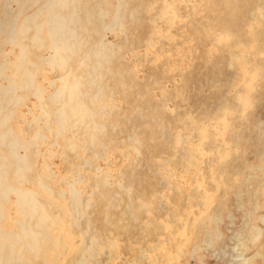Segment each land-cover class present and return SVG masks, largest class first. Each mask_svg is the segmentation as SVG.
Returning a JSON list of instances; mask_svg holds the SVG:
<instances>
[{
	"label": "bare ground",
	"instance_id": "1",
	"mask_svg": "<svg viewBox=\"0 0 264 264\" xmlns=\"http://www.w3.org/2000/svg\"><path fill=\"white\" fill-rule=\"evenodd\" d=\"M160 1L0 0V264H58L67 256L64 264H99L104 253L116 258L118 247L114 245V254L110 250L112 238L144 225L128 222L144 221L137 198L149 201L160 193H171L155 170L161 167L155 160L174 156L168 146H176V137L170 130H181L196 140L194 130L184 131L177 123L185 116L176 100L179 94L187 98L190 126L196 127L217 121L225 109L234 108V97L245 96L246 86L237 90L232 86L249 81L244 77L249 72L257 73L264 86V0H186L184 8H174L181 22L175 20L172 25L157 19ZM164 26L185 40L183 48L190 51L185 60L172 43L161 41V32L168 29ZM154 38H160L161 46L154 47ZM164 44L168 49L164 50ZM251 45L249 54L245 51ZM235 46L244 47L245 52L244 62L236 65L241 55L234 52ZM150 50L162 60L160 65L149 62ZM133 52L131 58L137 63H126L124 57ZM134 64L136 72L131 70ZM19 108L32 117L31 121L23 118V131L16 122ZM231 119L236 122L238 117ZM232 121L230 129L236 127ZM243 128L233 138L253 148L252 161L263 163L264 128L254 125L252 137ZM45 133L51 140H46ZM216 135L219 139L212 135L204 150L227 141L224 134V140ZM40 144L60 148L64 160L79 157L78 166L88 173H82L78 182L91 193L90 201L81 200L75 186L65 183L69 196L57 191L56 210L33 190L23 189L28 183L42 193L53 187L45 164L41 171L32 169ZM122 149L127 155L117 151ZM114 156L125 166H119L117 184L110 185ZM222 161L216 170L226 173L229 166ZM229 172L231 181L234 172ZM250 172L264 177L261 165ZM212 177L217 180L215 174ZM179 201L170 198V203L181 206ZM151 204L149 222L157 216L158 204L166 211L163 203ZM49 213L56 218H48ZM63 213L70 216L65 227ZM107 218L111 224L105 223ZM143 230V238L151 240L149 230ZM77 234L80 243L64 247L61 255L53 251L65 245V237ZM143 238L142 245L146 244ZM150 250L134 254L136 264H144L146 257L140 255Z\"/></svg>",
	"mask_w": 264,
	"mask_h": 264
},
{
	"label": "rangeland",
	"instance_id": "2",
	"mask_svg": "<svg viewBox=\"0 0 264 264\" xmlns=\"http://www.w3.org/2000/svg\"><path fill=\"white\" fill-rule=\"evenodd\" d=\"M175 1H160L156 9L157 19L167 21L170 25L175 20L177 21L176 23H180V18H177L174 8H177V10L180 8L181 10L185 7L186 0L181 2L182 5L181 3L175 4ZM147 10H150V6L147 7ZM164 28L168 29L166 33L161 32L164 36L161 41L172 43L174 51H178L180 57L185 60L186 55H190V51L187 48H183L185 47L183 45L185 40L176 34L175 29L171 31L170 27L164 26ZM107 40L115 43V38L112 39L110 36H108ZM159 40L160 38H154L151 41V43H154L155 48L161 46ZM219 42L223 43V40L221 39ZM164 45V50L168 49L169 45ZM252 48V45L250 47L247 46L248 51L245 52L250 54ZM233 50L238 56L241 55L235 65L243 63L244 47L235 46ZM142 54L143 51L139 55ZM132 55H135V52L126 54L124 61L126 63H137L131 58ZM147 58L149 62L155 60L154 66L160 65L162 61L154 55L152 50L149 51ZM144 61L145 59L142 58L144 64L150 65V63L148 64ZM131 70L136 72L137 66L134 64ZM42 73L43 70L40 69L39 74L41 75ZM41 77L42 75L39 80H41ZM244 77H249L251 80L249 79V81L244 83L242 77L243 81L235 83L232 89H242L246 86V95L234 97V108L225 109L216 117L217 121H210L209 124L196 127L192 124L190 126L191 118L189 117L190 106L188 105V100L187 98H182L179 94L176 100H179L180 112H184L185 116L183 121L177 123L182 126L184 131L189 128L194 130L196 140H192L186 132L181 130L174 131L171 128L172 138L175 139L176 137V146L168 147L174 156L169 158L162 155L155 160V164H161V167H155V170L163 175V182L172 188L171 193L168 196L160 193L149 201L137 198L135 204L139 210H143L141 216L144 221L141 223H137L135 220L128 222L131 225H144L139 226V228L118 232L117 236L112 238L113 244L111 243V245L113 249H110L113 250L112 253L114 254V245L116 248L118 247V255L116 251L114 254L116 258H110L108 253H104V257L101 255L99 264H136L134 254H140L139 250L147 247L149 250L151 248L153 252L150 250L148 254L144 252L140 255L142 258L145 256L148 259L145 258L147 261L145 262L144 260V264H264V247H262L264 244V209H262L264 206V177L261 178L259 175L256 176L250 172L251 168L255 169L260 165L264 167V162L252 161L249 156L253 154V148L250 147L248 149L247 146H241L242 143L240 142L243 140L233 138V135L238 134L241 126L244 127V130L251 132L249 136L253 133L254 125L264 128V99L261 98V93H264V86L262 85L263 79L257 73L252 74L251 72L250 74L249 72ZM47 78H50L49 75H47ZM27 104L29 106L30 101ZM170 111L172 109H169L168 112ZM35 114H39V111L35 112ZM231 117H238V119L234 122ZM23 118L28 121L32 120L26 110L19 108L16 122L20 131L25 128ZM224 120L227 123L222 125ZM230 121L237 128L232 124L234 127L230 129L229 127L231 126H228ZM219 127H223L224 131H220ZM216 134H219V137L224 134L223 136L227 141H222L223 146L220 143L216 146H209L211 150L209 147L204 150V144L210 141L212 135L218 138ZM262 135H264V132ZM44 136L47 141L51 140L49 134L45 133ZM182 142H184L183 146L180 145ZM117 151L127 155L126 149ZM54 153L57 154L54 155ZM38 155L37 163L32 162V169L34 172L35 170L41 171V168L43 169L42 165L45 164L49 171L50 184L52 183L53 187L49 192L42 193L37 185L28 183L23 186V189L33 190L34 194L45 200L48 203L47 207L51 208L57 204L58 198L56 194L58 190L64 191L66 196H69V190L65 183L75 186V190L78 191L81 200L90 201L92 199L91 193L88 192L85 185L78 182L81 174L88 172L78 166L79 157L77 155L74 156L73 160H64L61 156L60 148L46 144H40ZM86 159L89 158L86 157ZM221 160H223L221 164L229 166L226 173L216 170L219 168ZM103 165V161H100V167L105 170V165L104 167ZM119 166L125 165L114 156V168L111 170L113 177L108 180L110 185L112 183L114 185L117 184L116 176H119L121 172V167ZM141 166L145 167L144 164ZM229 171L234 172V175L231 173V181L228 176ZM204 172L206 176H204ZM214 174L217 176V180L220 179L223 182L220 183L215 180V177H212ZM223 174H226L225 177ZM83 181H85V178ZM231 187L237 188L231 189ZM92 190L93 192L96 191L93 188ZM169 196L177 202H180L179 199H181L182 205L170 203ZM154 201L163 203V206L166 205V211H162L158 204V214L154 217L153 222H149L146 218L149 217L150 210L154 207V204H151ZM167 203L169 204L167 205ZM168 207L169 209L167 210ZM53 209L57 210L58 208L54 207ZM47 211L49 212V209ZM62 215L64 219L63 227H65L70 216L68 213H63ZM249 215H252L253 218L249 220L246 228L245 222ZM49 217L54 220L56 215L49 213ZM105 223L111 224L108 218ZM126 223L125 225L129 226ZM251 227L252 231L250 230ZM60 228L56 227L55 229ZM143 229L149 230L151 240L148 236L143 238ZM66 231L68 230L65 228V234H67ZM253 233H256L257 237L255 235L252 236ZM76 237H69V239L65 237L63 240L65 245L60 246L59 249L56 248V251L53 249V251L57 252V255H61L64 247L80 243L81 235L77 234ZM142 238L146 244L142 245ZM104 240L107 241V238H104ZM67 257H61L58 264H64L67 261ZM109 259H111V262ZM137 264L139 263L137 262Z\"/></svg>",
	"mask_w": 264,
	"mask_h": 264
}]
</instances>
